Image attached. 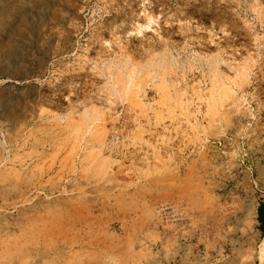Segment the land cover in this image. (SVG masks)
Listing matches in <instances>:
<instances>
[{
    "label": "rangeland",
    "instance_id": "374dc122",
    "mask_svg": "<svg viewBox=\"0 0 264 264\" xmlns=\"http://www.w3.org/2000/svg\"><path fill=\"white\" fill-rule=\"evenodd\" d=\"M264 0H0V264H259Z\"/></svg>",
    "mask_w": 264,
    "mask_h": 264
},
{
    "label": "crops",
    "instance_id": "0c3cea01",
    "mask_svg": "<svg viewBox=\"0 0 264 264\" xmlns=\"http://www.w3.org/2000/svg\"><path fill=\"white\" fill-rule=\"evenodd\" d=\"M262 208H264V203L262 204H258V207L256 209V219H257V223L258 225L261 226V221H260V218L263 216L264 218V212H261L262 211ZM263 213V214H262Z\"/></svg>",
    "mask_w": 264,
    "mask_h": 264
},
{
    "label": "bare ground",
    "instance_id": "6f19581e",
    "mask_svg": "<svg viewBox=\"0 0 264 264\" xmlns=\"http://www.w3.org/2000/svg\"><path fill=\"white\" fill-rule=\"evenodd\" d=\"M259 256H260L259 264H264V241L260 246Z\"/></svg>",
    "mask_w": 264,
    "mask_h": 264
},
{
    "label": "trees",
    "instance_id": "16d2710c",
    "mask_svg": "<svg viewBox=\"0 0 264 264\" xmlns=\"http://www.w3.org/2000/svg\"><path fill=\"white\" fill-rule=\"evenodd\" d=\"M261 212H264V208H262V211ZM260 221H261L260 229L263 231L264 230V218H263V216L260 218Z\"/></svg>",
    "mask_w": 264,
    "mask_h": 264
}]
</instances>
